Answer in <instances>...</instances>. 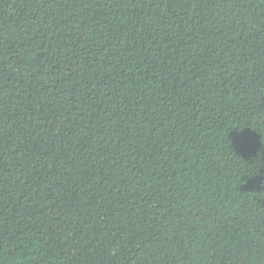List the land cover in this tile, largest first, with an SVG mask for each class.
Here are the masks:
<instances>
[{"label":"trees","instance_id":"obj_1","mask_svg":"<svg viewBox=\"0 0 264 264\" xmlns=\"http://www.w3.org/2000/svg\"><path fill=\"white\" fill-rule=\"evenodd\" d=\"M0 264H264V0H0Z\"/></svg>","mask_w":264,"mask_h":264}]
</instances>
